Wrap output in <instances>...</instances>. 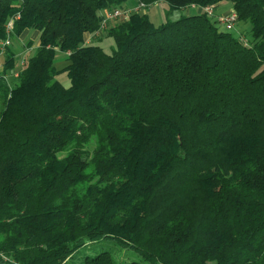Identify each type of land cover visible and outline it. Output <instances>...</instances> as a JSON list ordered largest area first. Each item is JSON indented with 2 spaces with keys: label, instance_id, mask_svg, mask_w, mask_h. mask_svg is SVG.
<instances>
[{
  "label": "trees",
  "instance_id": "16d2710c",
  "mask_svg": "<svg viewBox=\"0 0 264 264\" xmlns=\"http://www.w3.org/2000/svg\"><path fill=\"white\" fill-rule=\"evenodd\" d=\"M127 1L0 0V45L39 33L13 84L0 46V264H67L102 240L145 264H264V0H138L231 3L247 44L207 14L134 12L111 53L85 45Z\"/></svg>",
  "mask_w": 264,
  "mask_h": 264
},
{
  "label": "rangeland",
  "instance_id": "374dc122",
  "mask_svg": "<svg viewBox=\"0 0 264 264\" xmlns=\"http://www.w3.org/2000/svg\"><path fill=\"white\" fill-rule=\"evenodd\" d=\"M122 8H127V2L122 6ZM232 10H233V5L231 3L223 2L221 4H218L215 7L214 15L215 17H219L221 15H225L231 12ZM170 11L171 10L169 8V5L166 2H159L151 6L147 5L146 9H144L143 11H140L139 13L147 14L150 20L157 26L164 23L167 19L175 21L179 19L181 16L195 13V12L187 11V10H175L171 12ZM219 29L221 31H224L222 29V26L220 25H219ZM250 32H251V25L249 23H242V22L241 23L238 22L235 25L234 29L230 31V33L233 34L234 36L236 37L243 36L247 40L251 38ZM97 45L102 47L106 53H111L112 49L115 47L114 40L111 37L104 38L103 40L99 41ZM33 55L29 56L28 58L32 57ZM64 56L65 55L62 54L61 52L57 53L56 55V67L57 68L59 67L57 63L62 58H65ZM14 80L16 79L13 78L10 84H13ZM58 80L64 86H69V80L65 74L60 75L58 77ZM105 252L111 255V258L113 259L114 264H128L132 262H138L141 264H145L141 256L136 251L132 249H126L122 247L119 243L113 240H102L98 243L91 244L81 249L74 255V257L67 264H84V259L86 257H95Z\"/></svg>",
  "mask_w": 264,
  "mask_h": 264
},
{
  "label": "built area",
  "instance_id": "2783aa9c",
  "mask_svg": "<svg viewBox=\"0 0 264 264\" xmlns=\"http://www.w3.org/2000/svg\"><path fill=\"white\" fill-rule=\"evenodd\" d=\"M146 7L147 6L145 4L138 2L135 9L114 7V8L105 10L102 14L103 18H102V22L100 24L99 30L87 40L85 45H90L93 42L97 41L98 39L104 38L106 36V33L109 31V29L112 26L122 24V23L128 21L134 12L143 11L144 9H146ZM214 9H215L214 6H209L206 8H200L196 5H192L191 7H189L186 10L195 12L197 14H207L209 17H211L212 19H214L217 22L218 26L219 25L222 26V29L224 30V32L232 31L234 29L235 25L238 23V17L236 15V13L234 11H231L225 15L215 17ZM12 25H13V21H10L7 25L8 31H11ZM239 40L242 43H245V44L248 43V41L242 36L239 38ZM0 46H1L2 50L10 48L12 46V40L8 37L3 43H1ZM65 55L67 57H69L70 52L66 53ZM16 77H17V75H16Z\"/></svg>",
  "mask_w": 264,
  "mask_h": 264
},
{
  "label": "crops",
  "instance_id": "0c3cea01",
  "mask_svg": "<svg viewBox=\"0 0 264 264\" xmlns=\"http://www.w3.org/2000/svg\"><path fill=\"white\" fill-rule=\"evenodd\" d=\"M138 3V0H128L127 1V8L129 9H133L136 7ZM39 33L38 32H26L24 34V36L19 40V42L14 43L12 41V46L10 47L11 50L14 52L16 60H17V68L16 70L9 75L8 77V81H12L13 78L16 77L17 72H19L23 65L25 60L35 54L38 46H39ZM65 58H62L61 60H59L58 64V70H62L67 66V57L64 56ZM6 61V54L5 53H1L0 54V77L3 73V69H4V64ZM64 75V74H62Z\"/></svg>",
  "mask_w": 264,
  "mask_h": 264
}]
</instances>
